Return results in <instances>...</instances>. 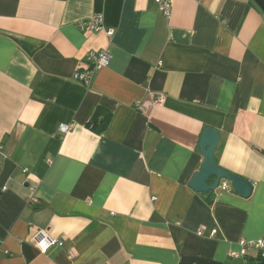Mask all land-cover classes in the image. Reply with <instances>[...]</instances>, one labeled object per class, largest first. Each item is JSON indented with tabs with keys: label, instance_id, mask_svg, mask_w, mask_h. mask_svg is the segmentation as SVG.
I'll list each match as a JSON object with an SVG mask.
<instances>
[{
	"label": "crops",
	"instance_id": "0c3cea01",
	"mask_svg": "<svg viewBox=\"0 0 264 264\" xmlns=\"http://www.w3.org/2000/svg\"><path fill=\"white\" fill-rule=\"evenodd\" d=\"M96 15L104 29L78 28ZM106 48L110 65L74 80ZM99 108L102 134L89 126ZM207 127L249 197L230 181L190 187ZM40 232L63 245L40 251ZM260 238L264 14L252 0H173L169 18L153 0H0V264H245L228 252Z\"/></svg>",
	"mask_w": 264,
	"mask_h": 264
},
{
	"label": "built area",
	"instance_id": "2783aa9c",
	"mask_svg": "<svg viewBox=\"0 0 264 264\" xmlns=\"http://www.w3.org/2000/svg\"><path fill=\"white\" fill-rule=\"evenodd\" d=\"M157 6L158 10L161 14H163L166 18H169L172 12V2L173 0H153ZM104 17L103 15H96L93 16L89 20L81 21L78 23V28L81 31H90V32H98L104 29ZM115 31L113 29L108 30L107 34L111 38L114 35ZM113 59V53L110 48H106L102 51H91L87 54L86 60L88 66L83 69L75 72L74 80L82 84H89L97 72L101 69L106 68L110 65ZM153 95V94H152ZM151 100L154 104L160 105L163 103V97L154 95L151 96ZM137 106L140 105V102L136 104ZM74 125H67L62 124L59 127V131L62 135L68 134ZM218 189L223 191H228L231 189L230 184L227 180H222ZM198 234L201 235L202 232L199 230ZM215 235V234H214ZM34 245L42 252H47L50 248L58 245L62 246L63 244L48 235L44 232H40L37 237L33 240ZM43 249V250H42ZM251 252H255L257 257L264 260V238H260L257 240H245L242 239L238 242V249L237 250H230L228 252V257L232 259H242L245 264H248Z\"/></svg>",
	"mask_w": 264,
	"mask_h": 264
},
{
	"label": "water",
	"instance_id": "95a60500",
	"mask_svg": "<svg viewBox=\"0 0 264 264\" xmlns=\"http://www.w3.org/2000/svg\"><path fill=\"white\" fill-rule=\"evenodd\" d=\"M264 14V0H252ZM220 141V133L210 127L205 128L200 142V151L204 161L200 170L194 175L190 187L199 193L216 191L222 180L232 183L233 189L243 197H249L253 192V184L240 176L234 175L216 162L215 155Z\"/></svg>",
	"mask_w": 264,
	"mask_h": 264
},
{
	"label": "trees",
	"instance_id": "16d2710c",
	"mask_svg": "<svg viewBox=\"0 0 264 264\" xmlns=\"http://www.w3.org/2000/svg\"><path fill=\"white\" fill-rule=\"evenodd\" d=\"M110 121L111 113L103 108H99L89 126L95 133L102 134L106 131ZM250 261H255L256 264H264V260L259 257L257 259H250Z\"/></svg>",
	"mask_w": 264,
	"mask_h": 264
},
{
	"label": "clouds",
	"instance_id": "9594fccd",
	"mask_svg": "<svg viewBox=\"0 0 264 264\" xmlns=\"http://www.w3.org/2000/svg\"><path fill=\"white\" fill-rule=\"evenodd\" d=\"M37 247H39V245H37ZM43 250V249H42Z\"/></svg>",
	"mask_w": 264,
	"mask_h": 264
}]
</instances>
